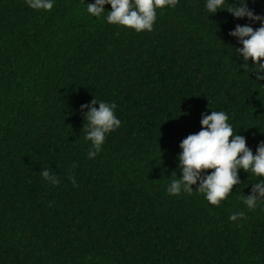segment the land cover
I'll return each instance as SVG.
<instances>
[{"label": "trees", "instance_id": "trees-1", "mask_svg": "<svg viewBox=\"0 0 264 264\" xmlns=\"http://www.w3.org/2000/svg\"><path fill=\"white\" fill-rule=\"evenodd\" d=\"M90 2L0 0V264H264V202H242L250 172L218 206L196 184L166 192L202 113L224 111L253 154L264 141V80L228 35L248 21L178 0L136 33L90 17ZM247 6L264 15V0ZM93 99L121 124L89 158Z\"/></svg>", "mask_w": 264, "mask_h": 264}, {"label": "clouds", "instance_id": "clouds-1", "mask_svg": "<svg viewBox=\"0 0 264 264\" xmlns=\"http://www.w3.org/2000/svg\"><path fill=\"white\" fill-rule=\"evenodd\" d=\"M24 2L33 10L50 11L54 0ZM177 3L178 0H92L87 3L86 12L90 17L102 18L110 25L136 33L151 32L156 10L172 8ZM105 4L110 6L108 10L104 8ZM204 8L208 15L221 10L227 11L234 19L248 21L243 25L236 24L228 35L240 45L235 52L244 62L242 68L255 71L256 81L264 80V15L254 13L247 6V0H204ZM256 22L259 26L254 29L251 24ZM249 58L251 67L247 63ZM84 108H87L84 139L90 142L87 155L92 158L101 151L106 135L119 128L121 121L115 115L114 102L93 99L89 104L81 105V109ZM228 120L224 111L210 110L206 115L201 114L199 131L188 134L178 145L177 168L180 176L177 178L175 175L169 180L166 187L169 195L190 194L193 191L190 185L196 184L195 190L202 193L209 204L218 206L228 197L232 187L240 183L238 170H241L247 174L250 172L255 178L249 194L243 196L245 207L252 210L264 202V141L258 142L253 154L246 146L245 137L234 132ZM209 169L210 172L206 171ZM40 175L52 185L59 183L47 168L41 170ZM243 216V212H234L228 219L232 221Z\"/></svg>", "mask_w": 264, "mask_h": 264}]
</instances>
